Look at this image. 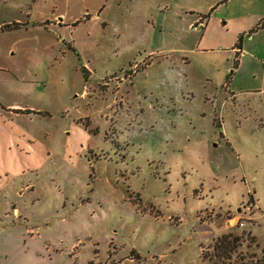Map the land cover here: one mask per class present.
<instances>
[{"label":"rangeland","instance_id":"1","mask_svg":"<svg viewBox=\"0 0 264 264\" xmlns=\"http://www.w3.org/2000/svg\"><path fill=\"white\" fill-rule=\"evenodd\" d=\"M211 1L0 0L22 27L0 35V113L22 110L0 131V264H264V94L239 93L264 42L255 79L186 56L218 92L176 67L197 14L221 54L239 23L214 18L264 0Z\"/></svg>","mask_w":264,"mask_h":264},{"label":"crops","instance_id":"2","mask_svg":"<svg viewBox=\"0 0 264 264\" xmlns=\"http://www.w3.org/2000/svg\"><path fill=\"white\" fill-rule=\"evenodd\" d=\"M228 0H212L210 3L207 5V10L211 8L212 12L216 7H218L221 4H226ZM205 14H197L196 18L193 20L192 24L199 25L201 28V32L196 30V33L194 34V38L192 41L189 42V45L187 49H182V53L180 52L181 55H179V61L176 62V67L180 70H186V71H191L195 77L200 80V83L203 84V88L207 91L210 92H218L217 90V79L215 77V74L213 73V68H210L208 70L207 68H204L202 65H199V63L194 62L191 57H186L188 54H193V55H199V57L203 60L207 55H210V53H218L225 59V66L228 68H224L225 71L227 72L228 69L233 68L234 62L237 61V64L234 66V75L235 73L238 72L239 69L243 66L244 63L247 61V70L246 72H250L249 74V79L253 78L255 79L256 74L254 71L251 70V67H254L255 61L250 60V56H259L260 50L259 48H262L263 42H264V27L261 29H256L258 23L264 18V13L261 15H256V14H250V15H243L239 14L234 17L235 19H228L226 17L223 18H214L219 27L221 24L220 29L223 30V27L228 28L231 21L235 20L236 23H239L237 26V29L234 33V38L231 43H229V47L227 49L226 46V51L216 52L217 49L216 46L220 43L219 40L214 38H211V35L208 34V26L211 21H213V17L211 18V14L209 13V18L208 19H203L202 16ZM207 15V14H206ZM225 20V21H224ZM12 24H17L19 27H12ZM20 21L14 20L13 23H10L8 21H4V17L2 21H0V35H4V33H7L8 31H15L17 32L18 30H21L22 27H20ZM5 26L11 27L10 30H5L3 31L2 28ZM229 30V29H228ZM242 36L241 44L240 47L237 48L236 44L238 42V37ZM230 54H231V59H230ZM252 54V55H251ZM223 55V56H222ZM249 58V60H247ZM197 60V59H196ZM229 60H232V64L230 63ZM180 62V63H179ZM258 63V62H257ZM262 66H264V62H261ZM180 64V67H179ZM229 64V65H228ZM252 71V73H251ZM232 72V71H231ZM232 82V77L229 80V83L231 84ZM260 82V88L261 89H256L257 91H239L241 94H252L256 93L258 95H263L264 94V71L261 75V78L259 80ZM226 86V85H225ZM224 87V86H223ZM228 88V86H226ZM232 97L238 96L236 93H230ZM19 106L16 104H8L4 106V103L1 105V113H0V125L3 127L0 128V131L4 133V114L8 116L10 113H13L11 117H6V122L14 121L16 118H19L17 113H21L22 110H18ZM5 111V112H4ZM13 139V137L7 138V140ZM12 146V140L6 141L4 145V134L0 135V156L4 154L5 152H12L10 150ZM1 162V161H0ZM4 175V158H3V163H0V176ZM4 184L0 186V190L3 188ZM4 201V197L2 198ZM4 203V202H3Z\"/></svg>","mask_w":264,"mask_h":264},{"label":"trees","instance_id":"3","mask_svg":"<svg viewBox=\"0 0 264 264\" xmlns=\"http://www.w3.org/2000/svg\"><path fill=\"white\" fill-rule=\"evenodd\" d=\"M209 18V14H207V15H204V16H202V18L200 19V20H202L203 21V19H208ZM12 27H19L17 24H12ZM264 27V18L258 23V25H257V27H256V29H261V28H263ZM11 29V27H9V26H5V27H3L2 28V30L3 31H5V30H10ZM241 40H242V36H239L238 37V42H237V44H236V47L237 48H239L240 47V44H241ZM237 64V61H235L234 62V66ZM84 71V70H83ZM218 243L221 245L222 244V246H228V245H230V242H228L227 241V237H222L221 239H220V241H218Z\"/></svg>","mask_w":264,"mask_h":264}]
</instances>
